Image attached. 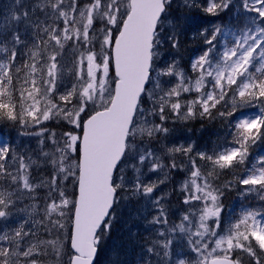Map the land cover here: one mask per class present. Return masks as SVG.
Instances as JSON below:
<instances>
[{"label":"snow or ice","instance_id":"6c2138e0","mask_svg":"<svg viewBox=\"0 0 264 264\" xmlns=\"http://www.w3.org/2000/svg\"><path fill=\"white\" fill-rule=\"evenodd\" d=\"M264 264V0H0V264Z\"/></svg>","mask_w":264,"mask_h":264},{"label":"trees","instance_id":"16d2710c","mask_svg":"<svg viewBox=\"0 0 264 264\" xmlns=\"http://www.w3.org/2000/svg\"><path fill=\"white\" fill-rule=\"evenodd\" d=\"M101 264H103V256H101Z\"/></svg>","mask_w":264,"mask_h":264}]
</instances>
